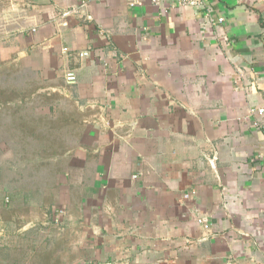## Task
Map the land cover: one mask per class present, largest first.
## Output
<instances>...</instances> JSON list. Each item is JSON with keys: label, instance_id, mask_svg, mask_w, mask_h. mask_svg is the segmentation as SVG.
I'll use <instances>...</instances> for the list:
<instances>
[{"label": "crops", "instance_id": "obj_1", "mask_svg": "<svg viewBox=\"0 0 264 264\" xmlns=\"http://www.w3.org/2000/svg\"><path fill=\"white\" fill-rule=\"evenodd\" d=\"M137 2L0 0V62L66 83L81 114L0 264H264V0Z\"/></svg>", "mask_w": 264, "mask_h": 264}, {"label": "rangeland", "instance_id": "obj_2", "mask_svg": "<svg viewBox=\"0 0 264 264\" xmlns=\"http://www.w3.org/2000/svg\"><path fill=\"white\" fill-rule=\"evenodd\" d=\"M67 87L57 78L41 81L18 62H0V107L3 101L12 102L11 126H0V258L6 233L12 236L26 224L27 217H34L37 204H51L58 191L54 185L63 178L59 156L78 146L81 114ZM4 88L8 89L5 94ZM49 205L43 229L52 236L51 229H57L52 227L57 208Z\"/></svg>", "mask_w": 264, "mask_h": 264}, {"label": "built area", "instance_id": "obj_3", "mask_svg": "<svg viewBox=\"0 0 264 264\" xmlns=\"http://www.w3.org/2000/svg\"><path fill=\"white\" fill-rule=\"evenodd\" d=\"M129 1H130V4L132 6L133 5H136L138 3L137 2L138 0H129ZM151 1H152L153 4L160 5V3H161L162 0H151ZM177 1H178V3L180 5H189V6L196 7V8H198L200 6H204V3H205L204 2L205 0H177ZM78 13H79V9H76V8H70V9L64 10L61 13V15L59 16V21H61L60 24L63 27H68L69 26V19L71 17H73V16L78 15ZM207 16L210 18V23L213 26H215L216 23L222 24L224 22V19L223 18H220L218 20V22H215V20L212 17H210L209 12L207 13ZM215 28L218 29V26H215ZM214 38L217 41H220L222 39L221 33H219V32L216 31L215 34H214ZM64 51L67 52L68 49H64ZM83 56H87V54L84 53ZM65 78H66L67 83L70 84V85H73V84H76L77 83V77H76L75 73H73V72L67 73ZM259 113L261 115H263L264 114V109L259 110ZM137 177L138 176L135 175L134 176V179H136ZM185 198H189V195H185ZM201 223L205 224L203 221H201ZM204 227L206 229H209L210 226L207 225V224H205Z\"/></svg>", "mask_w": 264, "mask_h": 264}]
</instances>
